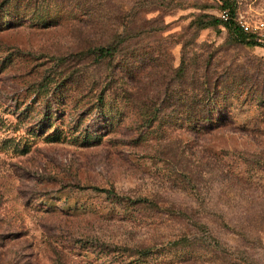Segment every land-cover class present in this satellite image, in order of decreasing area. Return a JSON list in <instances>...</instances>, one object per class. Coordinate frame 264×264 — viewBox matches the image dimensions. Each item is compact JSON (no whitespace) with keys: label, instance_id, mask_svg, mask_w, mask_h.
Returning <instances> with one entry per match:
<instances>
[{"label":"rangeland","instance_id":"obj_1","mask_svg":"<svg viewBox=\"0 0 264 264\" xmlns=\"http://www.w3.org/2000/svg\"><path fill=\"white\" fill-rule=\"evenodd\" d=\"M224 4L264 18L0 0V264H264V45L198 25ZM200 99L216 126L190 123Z\"/></svg>","mask_w":264,"mask_h":264},{"label":"trees","instance_id":"obj_2","mask_svg":"<svg viewBox=\"0 0 264 264\" xmlns=\"http://www.w3.org/2000/svg\"><path fill=\"white\" fill-rule=\"evenodd\" d=\"M223 7H229L230 10L232 11L233 16L236 14V8L234 5L230 4V6H228V4H224L221 7V9ZM197 23L200 27H205L209 25H220L224 28H228L229 30H233L237 34H240L242 39L247 38L248 41L251 42L252 44L264 45V43L258 42L254 37V35L243 31L234 19H231L230 21H224L221 18L220 14L211 15L210 18L207 19L199 18L197 20ZM98 49L100 50L99 56L101 57L112 55L115 50L114 46H100L98 47ZM190 107L192 108L197 107L196 111H198L196 113L195 118H191L192 121H190V123L194 125V127H199L200 125H208V126L217 125L215 124L216 119L213 116H211L212 105L210 104V101L208 102V100L206 99H200L196 102L195 105H193L192 103ZM92 188L95 189L96 191L107 192L108 195L110 196L112 195L116 200L128 199L132 202H137L136 200L122 196L114 188L100 187L97 185H92ZM123 249L128 251V256H132V257L138 256L139 260L135 261V263L137 264L146 263L147 258L151 255L154 256L155 253L154 250L152 249V246L142 247V248H123ZM114 250L117 252L114 254L115 255L114 257L121 256L122 257L121 259H123V257L126 256L125 253L121 252L118 248H115ZM120 262L122 263V260H120Z\"/></svg>","mask_w":264,"mask_h":264},{"label":"built area","instance_id":"obj_3","mask_svg":"<svg viewBox=\"0 0 264 264\" xmlns=\"http://www.w3.org/2000/svg\"><path fill=\"white\" fill-rule=\"evenodd\" d=\"M219 14L224 21L234 19L243 31L254 35L258 42L264 43V18L245 16L237 11L233 16L229 7H223Z\"/></svg>","mask_w":264,"mask_h":264}]
</instances>
